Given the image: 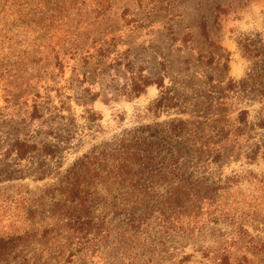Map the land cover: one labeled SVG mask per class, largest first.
I'll list each match as a JSON object with an SVG mask.
<instances>
[{"label":"rangeland","instance_id":"1","mask_svg":"<svg viewBox=\"0 0 264 264\" xmlns=\"http://www.w3.org/2000/svg\"><path fill=\"white\" fill-rule=\"evenodd\" d=\"M263 32L264 0H0V264H264V75L237 43ZM174 118L180 202L145 171L54 192L94 145Z\"/></svg>","mask_w":264,"mask_h":264},{"label":"trees","instance_id":"2","mask_svg":"<svg viewBox=\"0 0 264 264\" xmlns=\"http://www.w3.org/2000/svg\"><path fill=\"white\" fill-rule=\"evenodd\" d=\"M96 12H98L97 15H101L105 10H98ZM237 43L244 55L253 59L255 63H259L258 67L263 72L262 75H264V32L253 35V37L244 35L237 40ZM43 47H49L48 52L54 53L56 56L61 53L68 54L71 49L70 46L67 47V45L62 44L57 47L56 45L47 43L43 44ZM99 52L103 53L102 49ZM58 62L61 65L62 62ZM153 82L157 83L159 87L163 86L161 78L159 79V77L141 75L138 80L137 76L132 75L130 78L129 93L138 95L146 86ZM262 87L264 89L263 83ZM262 94L264 95V91ZM96 96L97 94H94L91 98H95ZM166 101L170 103V99L161 90V96L157 98L156 102L161 104ZM259 124L264 127V117L260 119ZM184 127L185 125L182 119L174 118L168 121L134 127L124 132L114 141L96 144L75 159L67 170V176L59 179L54 188V192L67 189V194L70 198L78 197L79 199L81 198V201H84L82 199H85L89 195L82 193L83 190L76 189L80 182L81 172L88 173L84 176L89 174L93 175L92 178L95 180L98 179L100 173H109L110 176L107 177L116 183L121 179V174L125 173V171H145V173L151 174L152 176L157 174V178L160 176H163L161 177L163 179L168 178V185H166L165 189L159 187L154 189L152 187L153 185H147L148 190L146 192L148 196H157L163 198L168 204H176L187 196L185 192L186 187L172 181L169 177L173 176L174 171L180 172L182 168V164L179 162L175 153L176 147L173 143L175 144V140L181 136ZM14 148L18 155L22 157L33 146L17 141L14 144ZM50 152H52V149L47 147V153ZM80 204L84 205L82 202ZM10 240H12V237L8 238V241ZM4 253V249L0 247V256Z\"/></svg>","mask_w":264,"mask_h":264}]
</instances>
